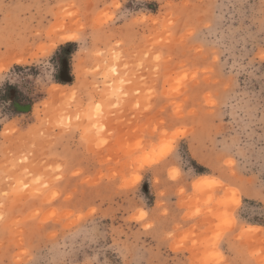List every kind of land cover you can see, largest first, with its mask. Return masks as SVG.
Wrapping results in <instances>:
<instances>
[{
	"label": "rangeland",
	"instance_id": "1",
	"mask_svg": "<svg viewBox=\"0 0 264 264\" xmlns=\"http://www.w3.org/2000/svg\"><path fill=\"white\" fill-rule=\"evenodd\" d=\"M0 264H264V0H0Z\"/></svg>",
	"mask_w": 264,
	"mask_h": 264
},
{
	"label": "snow or ice",
	"instance_id": "2",
	"mask_svg": "<svg viewBox=\"0 0 264 264\" xmlns=\"http://www.w3.org/2000/svg\"><path fill=\"white\" fill-rule=\"evenodd\" d=\"M141 216H143V213H141Z\"/></svg>",
	"mask_w": 264,
	"mask_h": 264
}]
</instances>
